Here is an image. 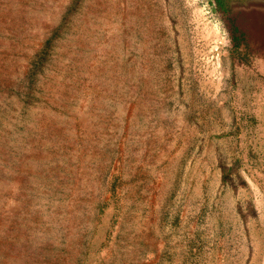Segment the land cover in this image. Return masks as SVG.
<instances>
[{
	"label": "rangeland",
	"instance_id": "374dc122",
	"mask_svg": "<svg viewBox=\"0 0 264 264\" xmlns=\"http://www.w3.org/2000/svg\"><path fill=\"white\" fill-rule=\"evenodd\" d=\"M242 14L0 0V264H144L175 226L264 264V37Z\"/></svg>",
	"mask_w": 264,
	"mask_h": 264
},
{
	"label": "crops",
	"instance_id": "0c3cea01",
	"mask_svg": "<svg viewBox=\"0 0 264 264\" xmlns=\"http://www.w3.org/2000/svg\"><path fill=\"white\" fill-rule=\"evenodd\" d=\"M179 228L180 226L167 227L160 231L158 234L159 250L156 251V254L155 251H152L153 256L151 258L149 251L146 250L148 255L145 253L143 260L150 261L152 259L153 264H231L229 263L230 260L228 262V259L215 256L212 246L209 247L210 250L212 249V252L210 251L212 257L208 256L207 259L208 246L202 243V250H199L198 243L187 238L184 230Z\"/></svg>",
	"mask_w": 264,
	"mask_h": 264
},
{
	"label": "water",
	"instance_id": "95a60500",
	"mask_svg": "<svg viewBox=\"0 0 264 264\" xmlns=\"http://www.w3.org/2000/svg\"><path fill=\"white\" fill-rule=\"evenodd\" d=\"M243 18L252 21V27L259 35L262 33L264 37V0H246L242 7ZM258 19V21H256ZM258 22V23H257Z\"/></svg>",
	"mask_w": 264,
	"mask_h": 264
},
{
	"label": "flooded vegetation",
	"instance_id": "af4514ba",
	"mask_svg": "<svg viewBox=\"0 0 264 264\" xmlns=\"http://www.w3.org/2000/svg\"><path fill=\"white\" fill-rule=\"evenodd\" d=\"M246 0H212V3L215 5L216 10L223 13L229 14L231 11H235L241 7ZM232 20L231 18L225 19V21Z\"/></svg>",
	"mask_w": 264,
	"mask_h": 264
},
{
	"label": "bare ground",
	"instance_id": "6f19581e",
	"mask_svg": "<svg viewBox=\"0 0 264 264\" xmlns=\"http://www.w3.org/2000/svg\"><path fill=\"white\" fill-rule=\"evenodd\" d=\"M116 176V175H115Z\"/></svg>",
	"mask_w": 264,
	"mask_h": 264
}]
</instances>
